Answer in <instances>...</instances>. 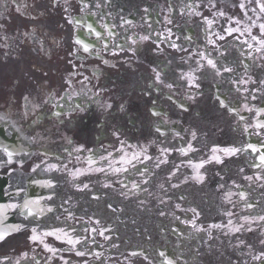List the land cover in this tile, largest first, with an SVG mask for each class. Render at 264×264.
I'll use <instances>...</instances> for the list:
<instances>
[{"label": "flooded vegetation", "instance_id": "1", "mask_svg": "<svg viewBox=\"0 0 264 264\" xmlns=\"http://www.w3.org/2000/svg\"><path fill=\"white\" fill-rule=\"evenodd\" d=\"M262 25L264 0H0V264H264Z\"/></svg>", "mask_w": 264, "mask_h": 264}, {"label": "snow or ice", "instance_id": "2", "mask_svg": "<svg viewBox=\"0 0 264 264\" xmlns=\"http://www.w3.org/2000/svg\"><path fill=\"white\" fill-rule=\"evenodd\" d=\"M261 27L264 28V25H262ZM77 43H80V41H77ZM87 50H88V49H87V47L85 46V51H87ZM226 151H227V150H226ZM233 151H235V150H233ZM9 155H11V154H9ZM261 160L264 161V156L261 157ZM17 230H18V229H17ZM237 230H238V229H237ZM32 238H33V239H36L37 237L34 236V237H32ZM0 239H3V236H2V235H0Z\"/></svg>", "mask_w": 264, "mask_h": 264}, {"label": "water", "instance_id": "3", "mask_svg": "<svg viewBox=\"0 0 264 264\" xmlns=\"http://www.w3.org/2000/svg\"><path fill=\"white\" fill-rule=\"evenodd\" d=\"M9 230V227L7 225V222H5V225H4V231H8Z\"/></svg>", "mask_w": 264, "mask_h": 264}]
</instances>
